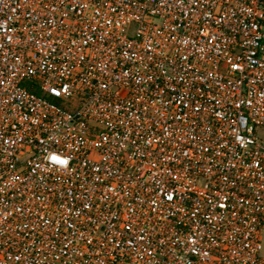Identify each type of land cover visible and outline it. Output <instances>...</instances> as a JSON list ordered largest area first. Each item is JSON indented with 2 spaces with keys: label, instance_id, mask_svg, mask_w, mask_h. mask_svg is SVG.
<instances>
[{
  "label": "built area",
  "instance_id": "2783aa9c",
  "mask_svg": "<svg viewBox=\"0 0 264 264\" xmlns=\"http://www.w3.org/2000/svg\"><path fill=\"white\" fill-rule=\"evenodd\" d=\"M264 0H0V264H264Z\"/></svg>",
  "mask_w": 264,
  "mask_h": 264
},
{
  "label": "rangeland",
  "instance_id": "374dc122",
  "mask_svg": "<svg viewBox=\"0 0 264 264\" xmlns=\"http://www.w3.org/2000/svg\"><path fill=\"white\" fill-rule=\"evenodd\" d=\"M257 134L262 137L264 135V128L257 129ZM260 256L264 258V226L261 231V252Z\"/></svg>",
  "mask_w": 264,
  "mask_h": 264
}]
</instances>
